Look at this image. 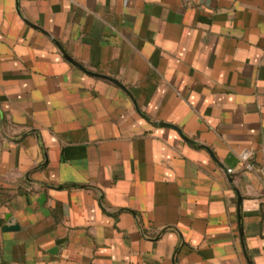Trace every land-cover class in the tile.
<instances>
[{
	"label": "crops",
	"instance_id": "obj_1",
	"mask_svg": "<svg viewBox=\"0 0 264 264\" xmlns=\"http://www.w3.org/2000/svg\"><path fill=\"white\" fill-rule=\"evenodd\" d=\"M0 264H264V0H0Z\"/></svg>",
	"mask_w": 264,
	"mask_h": 264
},
{
	"label": "water",
	"instance_id": "obj_2",
	"mask_svg": "<svg viewBox=\"0 0 264 264\" xmlns=\"http://www.w3.org/2000/svg\"><path fill=\"white\" fill-rule=\"evenodd\" d=\"M44 202H45V196L42 195V196H41V199L39 200V203H40L41 206H43ZM9 229H10V230H18V227H17V226H14V227H11V228H9Z\"/></svg>",
	"mask_w": 264,
	"mask_h": 264
},
{
	"label": "built area",
	"instance_id": "obj_3",
	"mask_svg": "<svg viewBox=\"0 0 264 264\" xmlns=\"http://www.w3.org/2000/svg\"><path fill=\"white\" fill-rule=\"evenodd\" d=\"M245 158V157H244ZM246 159V158H245Z\"/></svg>",
	"mask_w": 264,
	"mask_h": 264
}]
</instances>
